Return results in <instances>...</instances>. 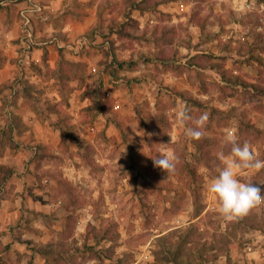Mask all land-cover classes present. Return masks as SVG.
Segmentation results:
<instances>
[{"label": "rangeland", "instance_id": "rangeland-1", "mask_svg": "<svg viewBox=\"0 0 264 264\" xmlns=\"http://www.w3.org/2000/svg\"><path fill=\"white\" fill-rule=\"evenodd\" d=\"M120 2L105 0L103 26L82 37L85 60L63 68V107L49 116L62 141L54 149L35 144L41 160L34 182L44 194L20 217L14 199L0 204V241L10 244L4 264H150L165 247L177 252L179 264H264V204L224 223L207 194L221 167L217 153L230 151L224 143L229 132L264 160V94L240 84L264 83L257 66V56L264 59V4L168 0L160 12L135 9L138 24L128 27L134 37L124 38L126 48L113 46L114 57L132 63L119 67L107 39L114 37L108 25L111 15L118 20ZM166 11L209 23L201 31L183 20L163 32L155 16L168 21ZM194 52L211 57L205 63L214 67L191 66ZM160 53L170 57L168 66L157 60ZM99 79L111 99L105 114L92 95ZM185 97H199L202 105ZM181 108L193 118L208 114L200 140L178 126ZM164 153L177 157L169 176L153 162ZM239 179L264 195V169Z\"/></svg>", "mask_w": 264, "mask_h": 264}, {"label": "crops", "instance_id": "crops-1", "mask_svg": "<svg viewBox=\"0 0 264 264\" xmlns=\"http://www.w3.org/2000/svg\"><path fill=\"white\" fill-rule=\"evenodd\" d=\"M166 1L159 2L156 11L163 10ZM117 2L111 0L112 4ZM103 3L105 0H0V131L11 129L14 141L12 147L4 146L0 163L15 171L6 183L0 204L14 199L13 212L18 217L23 207L33 206L39 194H44L34 182L37 161L41 160L35 144L54 149L62 141L61 128L50 123L49 116L57 115L54 110L63 107V68L65 63L85 60L80 55L81 40L84 32L97 24ZM168 13V21L155 16V24L175 29L186 20L202 31L209 23L206 20L201 27L191 14L177 17Z\"/></svg>", "mask_w": 264, "mask_h": 264}, {"label": "clouds", "instance_id": "clouds-1", "mask_svg": "<svg viewBox=\"0 0 264 264\" xmlns=\"http://www.w3.org/2000/svg\"><path fill=\"white\" fill-rule=\"evenodd\" d=\"M207 121V113H202L197 118L190 116L186 108H181L176 113L178 126L192 140H200L203 137ZM224 143L230 145V151L227 154L224 151L217 153L221 167L217 170L218 174L210 179L207 194L214 202L215 211L222 221L230 223L264 204L261 187L239 179L244 172L251 175L264 169V160L257 159L252 146L246 141L241 145L232 132L225 136ZM153 162L155 167L164 170L169 176L175 171L177 157L174 153L159 154L158 158H153Z\"/></svg>", "mask_w": 264, "mask_h": 264}, {"label": "trees", "instance_id": "trees-1", "mask_svg": "<svg viewBox=\"0 0 264 264\" xmlns=\"http://www.w3.org/2000/svg\"><path fill=\"white\" fill-rule=\"evenodd\" d=\"M161 1H165V0H121L120 4V16L117 20V16L111 15L110 16V23L108 25L109 28V32L111 34H114V37H108V41L110 43V47H109V51L111 53L112 58L114 59V62H118V66L121 67V65L123 66L124 63H132V61H127V59H123V60H119L117 59L114 54V49L113 46H115V44L117 42H119L123 47H128L124 41V38H131L134 37V34L128 30L129 26L132 25H137L138 24V19H136L135 17L132 16V11L133 10H138L139 12H143L146 9H154L157 4ZM258 3H264V0H256ZM104 16L102 13L99 12L98 14V24L93 27V30H98V28H100V26L102 27V23L104 22ZM191 19L195 22V24L204 27L203 25L206 22V18L204 17H197V19L191 14ZM162 30L164 32L165 27H162ZM160 38V37H158ZM123 42V43H121ZM188 46V45H187ZM251 56H253L254 52L253 49H249ZM213 55V54H212ZM167 55H164V53H160L158 55V61H160L162 64H164L165 66H168V59L170 57H166ZM205 55L203 53H201L200 55H198V52H194V54H191L188 56V59L190 61H188V63L191 66H195L197 68H201V69H207V68H213L214 66H208L205 61L211 59L204 57ZM254 57V56H253ZM257 66H258V73L259 75L264 74V59L263 57H259L257 56ZM167 60V61H166ZM250 59V55H244L243 56V62H249L251 63ZM167 62V63H165ZM112 64L110 65H106L105 69L107 70V73H109L110 75H112L113 73V69L110 70L109 68L111 67ZM223 71H227V68H224ZM241 86L245 87V88H251L253 91L256 92H260L262 94H264V83H256V82H241L240 83ZM104 84H103V80L99 79L96 87L94 88V90H92V95L94 98L95 103L98 104V109L102 114L106 113V108L105 106L108 104H111V99L104 97ZM185 101H191L196 105L201 106L203 100L200 99L199 97H185L184 98ZM12 121L15 125H17L18 120L16 119V117L12 118ZM115 126H117L118 128H120L119 123L115 122ZM13 131L9 128L3 129L0 131V155L2 154L3 148L6 144H8L9 146H13L14 141H13ZM14 169L7 165V164H3L0 163V200L2 199V193L5 190V186L6 183L8 182V180L13 176L14 174ZM196 201V200H195ZM199 213H197V215L200 214L201 210L197 211ZM254 228L257 229H261L262 227L260 225H255ZM165 236H163L161 239H164ZM10 249V244L9 243H3L0 241V264H4L5 261L2 257V254L7 252ZM155 260L150 263V264H165L167 262H171L174 264H179L178 260L179 257L177 255V252H175L171 247L170 248H163V249H159L155 251ZM30 264V263H28Z\"/></svg>", "mask_w": 264, "mask_h": 264}]
</instances>
